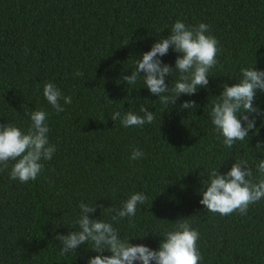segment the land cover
<instances>
[{"label":"trees","instance_id":"obj_1","mask_svg":"<svg viewBox=\"0 0 264 264\" xmlns=\"http://www.w3.org/2000/svg\"><path fill=\"white\" fill-rule=\"evenodd\" d=\"M177 19L210 25L219 64L207 88L163 104L143 77L127 85L122 73L130 75ZM178 55L170 48L161 60L175 68ZM249 66L264 71V0H0V124L27 131V113L43 109L56 147L35 181L11 180V164L0 172V264H87L97 255L90 244L62 254L55 239L76 230L81 202L96 203L92 218L111 222L133 245L158 250L164 233L186 219L200 234L199 264H264V199L243 216L212 213L199 202L201 180L213 168L226 174L235 159L246 160L259 176L264 117L228 149L209 116L222 85L237 83ZM178 75L165 78L169 88ZM45 82L72 97L60 101L63 112L47 102ZM186 100L197 108L182 109ZM141 106L153 111V123L125 128L111 118L116 111L142 116ZM254 106L264 112V92ZM137 148L144 155L130 159ZM135 192L146 203L134 217L112 221L109 209Z\"/></svg>","mask_w":264,"mask_h":264},{"label":"clouds","instance_id":"obj_2","mask_svg":"<svg viewBox=\"0 0 264 264\" xmlns=\"http://www.w3.org/2000/svg\"><path fill=\"white\" fill-rule=\"evenodd\" d=\"M171 34L161 37L151 46V50L137 58L135 70L130 75L122 73V81L127 85H135L139 77L150 93L163 104L171 102L175 105L182 95H193L199 88L209 85L210 70L219 61L217 55L221 51L219 41L211 35L210 25L199 23L188 26L177 19L171 26ZM127 45V44H125ZM173 49L179 55L175 60V68L165 64L161 57ZM143 73V75H141ZM179 74L178 79L169 88L165 78ZM238 82L229 86L223 84V91L212 102L209 113L214 130L223 138V144L231 149L237 141L249 138V132L256 129V117H264L259 106H254L257 92H264V71L256 67H241ZM76 76L81 75L79 71ZM167 93V95H166ZM43 95L47 102L59 114L65 109L60 103L71 104L72 97L64 96L61 90L52 82H45ZM182 109H196L194 100H186ZM138 115L128 111L121 115L119 111L111 114L113 121L120 120L123 127H142L145 123L154 122V113L141 106ZM31 124L27 131H23L12 123L0 124V172H4L11 164L9 173L11 180L21 183L35 181L43 170L41 161H50L56 151L55 145L49 142L48 113L43 109H35L27 113ZM256 148L261 149V143ZM144 154L137 148L132 151L130 159H140ZM258 159V158H257ZM256 171L246 160L235 159L231 169L226 174L213 168L207 179H202L203 187L200 204L207 211L228 216L238 212L247 215L249 206L264 199V159H258ZM148 197L143 192H135L114 211L112 221L121 218H132L136 215L138 205L146 203ZM103 208V205H99ZM80 214L76 220L75 231L66 235H56L60 242L62 254L76 251L80 246L89 244L97 255L91 257L87 264H199L202 260L198 248L199 231L194 229L186 219L178 220L173 229L163 235L158 250H153L143 244L133 245L128 239L120 238L118 231L111 222L102 218H92L91 214L97 210L96 203L79 205ZM104 210V209H103ZM148 235L146 230L144 236ZM107 251L110 255H104Z\"/></svg>","mask_w":264,"mask_h":264}]
</instances>
